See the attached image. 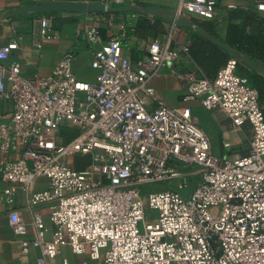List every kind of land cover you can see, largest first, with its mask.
I'll use <instances>...</instances> for the list:
<instances>
[{"label":"built area","instance_id":"built-area-1","mask_svg":"<svg viewBox=\"0 0 264 264\" xmlns=\"http://www.w3.org/2000/svg\"><path fill=\"white\" fill-rule=\"evenodd\" d=\"M253 10L264 13V0H253ZM170 15L175 21L215 22L218 8L215 0H178ZM52 21L34 20L36 49L57 39ZM176 27L136 60L124 55L120 39L109 40L93 53L94 81L78 79L74 53L48 75L26 76L21 63L11 61L17 41L0 47V99L12 107L0 119L3 197L12 204L18 189L26 194L35 237L21 241L22 254L38 249L36 264H56L64 246L87 256L82 264H264V113L258 90L239 74L235 59L213 81L180 74L185 100L222 111L236 128L252 127L248 155L216 154L191 110L168 105L150 86L164 67L188 54L187 46H175ZM86 38L91 46L103 42L97 27ZM20 142L24 146L14 157ZM70 157L91 162L77 170ZM41 177L46 188L34 190ZM157 183L173 184L144 195L145 186ZM42 205L50 211V225L42 219ZM10 222L17 235L28 233L17 212Z\"/></svg>","mask_w":264,"mask_h":264},{"label":"crops","instance_id":"crops-1","mask_svg":"<svg viewBox=\"0 0 264 264\" xmlns=\"http://www.w3.org/2000/svg\"><path fill=\"white\" fill-rule=\"evenodd\" d=\"M218 15L215 22H209L197 17H191L195 27H176L175 46H188L195 35L208 40L227 56L228 61L238 62V72L246 77L251 85L257 78L264 79V61L243 54L226 44L227 30L231 22L230 14L238 9L253 10V0H215ZM178 0H140L133 11L109 12L97 10L103 0H0V47L12 41H17L19 49L14 51L11 61L21 63L22 73L26 76L48 75L58 62L68 53L75 54L73 71L80 80L94 81L98 71L91 65L94 51L100 49L106 42L118 38L122 41L124 55L136 60L144 55L149 43L166 34L173 23L157 13L160 10L170 15ZM55 6L89 5L90 11L69 12L61 9L47 10L46 5ZM234 6V8H229ZM257 13V12H256ZM264 18V13H258ZM39 16L53 17L52 28L57 39L47 41L41 49L33 46L32 33L34 20ZM197 22L207 24L211 30L204 29ZM91 27H97L102 34L103 42L91 46L86 38V32ZM214 38L220 44L211 40ZM226 65V64H224ZM223 65V66H224ZM222 65L218 67L217 73ZM193 72L205 76L197 63L185 55L178 65L164 67L160 74L151 81V87L163 102L178 108H189L198 127L204 131L210 140L213 151L227 158L248 155L252 142V127L249 123L236 128L232 119L218 109L206 110L200 101H187L181 83L180 74ZM213 80L216 78V75ZM153 108L154 105H150ZM12 110L8 102L0 99V119L8 117ZM23 143L17 145L19 151ZM0 153V160L2 159ZM47 179L41 177L34 185V190H43ZM4 184L0 174V264H36L39 250L31 247L28 255L22 254V240H32L35 237L32 229V212L27 206V197L22 189H18L14 202L4 201ZM42 219L50 225V211L46 205L40 207ZM17 212L27 224L28 233L19 236L10 222V214ZM52 239V232L46 234V240ZM67 259L70 264H82L87 256H79L72 252L69 246L59 249L56 264Z\"/></svg>","mask_w":264,"mask_h":264},{"label":"trees","instance_id":"trees-1","mask_svg":"<svg viewBox=\"0 0 264 264\" xmlns=\"http://www.w3.org/2000/svg\"><path fill=\"white\" fill-rule=\"evenodd\" d=\"M230 24L227 30L226 44L252 58L264 61V18L258 13L238 9L230 14ZM204 29L211 30L207 24L197 22ZM188 54L204 73V78L213 81L219 66L228 62V56L208 40L195 35L187 46ZM259 93V102L264 113V79L257 78L252 82ZM76 169L86 167L90 157H76Z\"/></svg>","mask_w":264,"mask_h":264},{"label":"water","instance_id":"water-1","mask_svg":"<svg viewBox=\"0 0 264 264\" xmlns=\"http://www.w3.org/2000/svg\"><path fill=\"white\" fill-rule=\"evenodd\" d=\"M57 9H61V10L69 11V12H81V11H85V10L90 11L91 6H89V5H75V6L74 5H68V6H61V7L57 8V6H55L54 4H49V5H46V7H45V11H47V10L51 11V10H57ZM135 9L136 8H134V7H108L106 4H103V3L99 7H97V10L109 11V12H127V11H133ZM157 13L161 14L164 17V19H166L167 21H169L173 24L175 23L179 27H188V28H194L195 27L192 20L181 18V19L175 21L171 17V15H167L165 13V11H163V10H160ZM211 40L215 43L220 44L214 38H211Z\"/></svg>","mask_w":264,"mask_h":264},{"label":"rangeland","instance_id":"rangeland-1","mask_svg":"<svg viewBox=\"0 0 264 264\" xmlns=\"http://www.w3.org/2000/svg\"><path fill=\"white\" fill-rule=\"evenodd\" d=\"M75 160H76L75 157H70L68 159L69 164L73 165ZM172 184H170V183H167V184L166 183H157V184L147 185L144 187V195H149L152 192H159L162 190L169 189L172 186Z\"/></svg>","mask_w":264,"mask_h":264}]
</instances>
